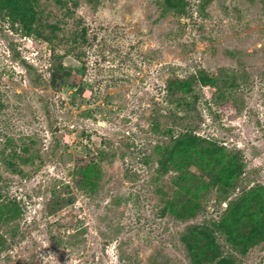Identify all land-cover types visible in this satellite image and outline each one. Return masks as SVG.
Returning a JSON list of instances; mask_svg holds the SVG:
<instances>
[{
	"label": "rangeland",
	"instance_id": "obj_1",
	"mask_svg": "<svg viewBox=\"0 0 264 264\" xmlns=\"http://www.w3.org/2000/svg\"><path fill=\"white\" fill-rule=\"evenodd\" d=\"M63 1L37 0L31 34L0 15V203L20 211L0 221V264H191L182 234L226 204L213 189L195 218L163 215L175 174L156 148L195 132L243 155L233 196L264 186V0ZM201 72L216 83L168 92ZM90 164L103 177L85 193L73 174ZM215 236L264 264V243L241 256Z\"/></svg>",
	"mask_w": 264,
	"mask_h": 264
},
{
	"label": "trees",
	"instance_id": "obj_2",
	"mask_svg": "<svg viewBox=\"0 0 264 264\" xmlns=\"http://www.w3.org/2000/svg\"><path fill=\"white\" fill-rule=\"evenodd\" d=\"M63 5V0H54ZM211 0H208L210 2ZM37 0H0V15L19 23L31 34L36 21ZM164 7L177 14L186 13L184 0H164ZM213 86V78L201 72L197 78L174 79L168 82V92L189 94L193 83ZM167 142L156 148L158 171L163 175L174 173L175 192L166 201L163 215H172L180 221L195 218L203 209L207 194L217 189L219 202L226 204L218 222L211 226L191 225L181 236V241L191 264H237L232 256H224L215 236L221 231L227 241L241 255L264 243V186L256 185L233 196L238 180L245 173V163L240 151L228 152L213 139L201 137L195 132L174 135L166 131ZM28 162V158L23 159ZM103 177L96 164L81 166L73 174L74 185L85 193H93ZM1 199V194H0ZM20 215L15 203H0V221L13 220Z\"/></svg>",
	"mask_w": 264,
	"mask_h": 264
}]
</instances>
